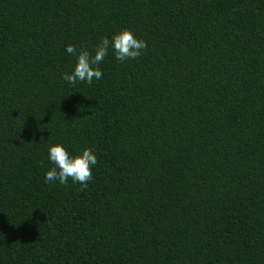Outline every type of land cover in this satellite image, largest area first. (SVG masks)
<instances>
[{"label":"trees","instance_id":"trees-1","mask_svg":"<svg viewBox=\"0 0 264 264\" xmlns=\"http://www.w3.org/2000/svg\"><path fill=\"white\" fill-rule=\"evenodd\" d=\"M123 29L139 58L62 79ZM0 264H264V0H0Z\"/></svg>","mask_w":264,"mask_h":264},{"label":"clouds","instance_id":"clouds-1","mask_svg":"<svg viewBox=\"0 0 264 264\" xmlns=\"http://www.w3.org/2000/svg\"><path fill=\"white\" fill-rule=\"evenodd\" d=\"M146 48L147 43L143 39H138L128 29L115 33L111 39L107 36L102 37L94 55L87 48L77 50L74 45L68 44L66 52L76 57V63L71 72L62 74V79L73 86L78 81L91 85L94 79H102L103 73L98 65L108 55L109 49L114 52L117 61L124 62L139 58ZM48 157L53 167L46 171L44 177L46 183L59 182L66 185L71 179L84 188H87L93 179L92 167L98 163L97 156L91 148H85L81 154L73 156L59 143L49 146Z\"/></svg>","mask_w":264,"mask_h":264}]
</instances>
